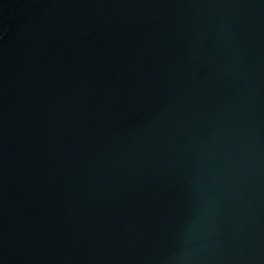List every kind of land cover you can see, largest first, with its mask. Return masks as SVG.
Listing matches in <instances>:
<instances>
[{"label":"water","instance_id":"water-1","mask_svg":"<svg viewBox=\"0 0 264 264\" xmlns=\"http://www.w3.org/2000/svg\"><path fill=\"white\" fill-rule=\"evenodd\" d=\"M0 264H264V0H0Z\"/></svg>","mask_w":264,"mask_h":264}]
</instances>
